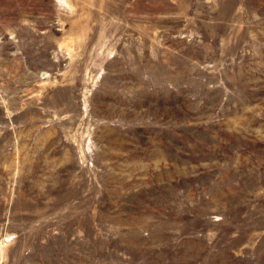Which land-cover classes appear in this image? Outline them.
Here are the masks:
<instances>
[{
    "label": "rangeland",
    "instance_id": "rangeland-1",
    "mask_svg": "<svg viewBox=\"0 0 264 264\" xmlns=\"http://www.w3.org/2000/svg\"><path fill=\"white\" fill-rule=\"evenodd\" d=\"M0 264H264V0H0Z\"/></svg>",
    "mask_w": 264,
    "mask_h": 264
}]
</instances>
